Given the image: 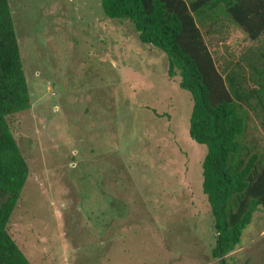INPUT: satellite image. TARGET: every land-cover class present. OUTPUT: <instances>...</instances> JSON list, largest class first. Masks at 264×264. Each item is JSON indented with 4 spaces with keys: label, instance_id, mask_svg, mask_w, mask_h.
<instances>
[{
    "label": "rangeland",
    "instance_id": "rangeland-1",
    "mask_svg": "<svg viewBox=\"0 0 264 264\" xmlns=\"http://www.w3.org/2000/svg\"><path fill=\"white\" fill-rule=\"evenodd\" d=\"M31 108L8 117L29 175L7 225L31 264H216L193 99L167 55L101 0H9ZM220 69L256 51L229 19L203 27ZM250 139L264 146L254 113ZM228 264H264V211Z\"/></svg>",
    "mask_w": 264,
    "mask_h": 264
},
{
    "label": "trees",
    "instance_id": "trees-1",
    "mask_svg": "<svg viewBox=\"0 0 264 264\" xmlns=\"http://www.w3.org/2000/svg\"><path fill=\"white\" fill-rule=\"evenodd\" d=\"M101 7L163 51L169 77L179 76L191 94L189 135L207 148L202 188L214 219L212 253L216 264H228L255 213L264 211V146L249 136L253 113L264 131V44L220 69L202 29L229 19L257 42L264 0H101ZM31 102L9 0H0V264H31L7 229L29 175L7 119Z\"/></svg>",
    "mask_w": 264,
    "mask_h": 264
}]
</instances>
